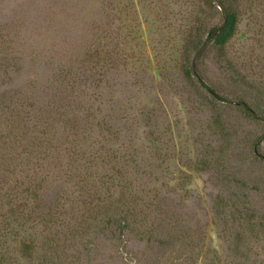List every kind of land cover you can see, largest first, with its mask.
I'll use <instances>...</instances> for the list:
<instances>
[{
    "label": "rangeland",
    "instance_id": "obj_1",
    "mask_svg": "<svg viewBox=\"0 0 264 264\" xmlns=\"http://www.w3.org/2000/svg\"><path fill=\"white\" fill-rule=\"evenodd\" d=\"M0 0V264H264V0Z\"/></svg>",
    "mask_w": 264,
    "mask_h": 264
},
{
    "label": "trees",
    "instance_id": "obj_2",
    "mask_svg": "<svg viewBox=\"0 0 264 264\" xmlns=\"http://www.w3.org/2000/svg\"><path fill=\"white\" fill-rule=\"evenodd\" d=\"M221 10V23L211 27L208 38L213 47L222 48L234 36L238 24V18L231 5V0H212Z\"/></svg>",
    "mask_w": 264,
    "mask_h": 264
}]
</instances>
